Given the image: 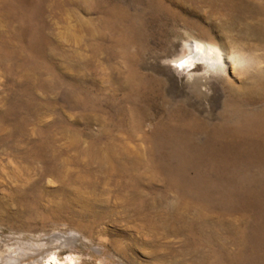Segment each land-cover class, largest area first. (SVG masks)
<instances>
[{
    "label": "rangeland",
    "instance_id": "1",
    "mask_svg": "<svg viewBox=\"0 0 264 264\" xmlns=\"http://www.w3.org/2000/svg\"><path fill=\"white\" fill-rule=\"evenodd\" d=\"M263 23L264 0H0V264H264ZM203 41L221 60L179 67Z\"/></svg>",
    "mask_w": 264,
    "mask_h": 264
},
{
    "label": "bare ground",
    "instance_id": "2",
    "mask_svg": "<svg viewBox=\"0 0 264 264\" xmlns=\"http://www.w3.org/2000/svg\"><path fill=\"white\" fill-rule=\"evenodd\" d=\"M258 28L259 27H257V30H258ZM263 28H264V23H263ZM193 47L194 48L190 54H188L185 58L179 60L180 61L179 67L183 68L184 66H187L189 64L191 65V63H194V61L197 59H204L208 62H211V64H214L215 62H218L219 60H221L218 48L216 46H214L213 44H209L206 42H204V43L198 42V43H195L193 45ZM238 51H240V50H238ZM243 58H245V56H243ZM234 61H237V59H235ZM75 236L76 235L74 233H71L69 235L61 234V235H58V237L55 240L57 241V243H60L63 246V245H67L70 242V240L73 239ZM75 239H76V237H75ZM50 248H51L50 243H43V244L41 243V245H39L36 242L35 243L30 242L27 245H25V244L19 245L10 254L9 262H11V260H13V261L18 260L21 257H23L24 255H30L33 252H37L36 251L37 249L47 251Z\"/></svg>",
    "mask_w": 264,
    "mask_h": 264
}]
</instances>
